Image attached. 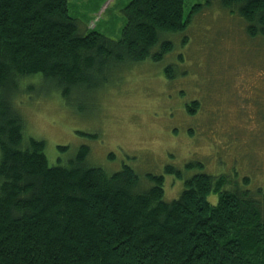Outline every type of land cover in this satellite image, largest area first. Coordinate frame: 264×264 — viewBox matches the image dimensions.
I'll return each mask as SVG.
<instances>
[{"label": "trees", "instance_id": "obj_1", "mask_svg": "<svg viewBox=\"0 0 264 264\" xmlns=\"http://www.w3.org/2000/svg\"><path fill=\"white\" fill-rule=\"evenodd\" d=\"M185 3L131 0L124 36L112 39L85 33L68 0H0V264H264V188L201 173L168 200L163 175L142 177L125 163L109 173L89 164L88 145L52 164L15 106L33 76L72 104L112 84L115 72L163 61L177 41L182 59L199 35L194 25L216 28V18L264 44V0H205L188 15ZM177 73L165 67L168 79Z\"/></svg>", "mask_w": 264, "mask_h": 264}, {"label": "rangeland", "instance_id": "obj_2", "mask_svg": "<svg viewBox=\"0 0 264 264\" xmlns=\"http://www.w3.org/2000/svg\"><path fill=\"white\" fill-rule=\"evenodd\" d=\"M204 1L186 0V15ZM130 2L68 0L85 33L95 30L112 39L124 36L122 11ZM194 26L199 35L193 34L184 58L177 41L175 53L163 61L115 72L112 84L75 95L72 104L40 77L26 79L14 98L26 135L45 141L52 164L65 163L88 145L89 164L109 173L125 163L142 177L163 175L168 200L201 173L230 176L240 185L248 179L250 186L264 188V44L232 18H216V28ZM169 64L178 72L172 80L165 75ZM195 100L201 105L191 112L187 105ZM167 166L183 177L166 172ZM209 200L216 204L218 195Z\"/></svg>", "mask_w": 264, "mask_h": 264}]
</instances>
